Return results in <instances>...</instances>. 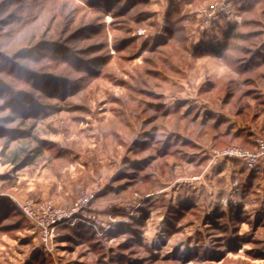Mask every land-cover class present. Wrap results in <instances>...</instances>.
<instances>
[{
	"label": "rangeland",
	"instance_id": "1",
	"mask_svg": "<svg viewBox=\"0 0 264 264\" xmlns=\"http://www.w3.org/2000/svg\"><path fill=\"white\" fill-rule=\"evenodd\" d=\"M214 1L0 0V264H264L263 163L213 158L264 136V0Z\"/></svg>",
	"mask_w": 264,
	"mask_h": 264
},
{
	"label": "built area",
	"instance_id": "2",
	"mask_svg": "<svg viewBox=\"0 0 264 264\" xmlns=\"http://www.w3.org/2000/svg\"><path fill=\"white\" fill-rule=\"evenodd\" d=\"M201 16L204 23L202 29L205 30L216 26V22L221 23L223 21H231L233 17V0H215L212 4L202 10ZM213 158H236L248 169H254L264 163V136H259L255 140V146L252 149L228 147L215 150ZM22 208L24 213L30 219L36 221L37 226L42 229L45 241L53 238L54 230L61 220L63 221L66 218H70V213L68 214L60 211L54 212L50 206L46 205L34 210L32 204L28 202L23 204ZM44 216H47V221H44Z\"/></svg>",
	"mask_w": 264,
	"mask_h": 264
},
{
	"label": "trees",
	"instance_id": "3",
	"mask_svg": "<svg viewBox=\"0 0 264 264\" xmlns=\"http://www.w3.org/2000/svg\"><path fill=\"white\" fill-rule=\"evenodd\" d=\"M232 32H233V26L232 25H230V26H228L227 28H226V30L223 32V36H225V37H230V33L232 34ZM227 42H224L223 44H213V49L215 48V47H218L219 49H223V48H225L226 46H227V44H226ZM209 46V45H208ZM212 49V50H213ZM213 51H215V49L213 50ZM253 146H255V142H254V145ZM25 152V151H24ZM24 155V153L21 155L19 152H13L12 153V159H11V161L12 162H14V163H17L18 162V159L20 158V157H22Z\"/></svg>",
	"mask_w": 264,
	"mask_h": 264
},
{
	"label": "crops",
	"instance_id": "4",
	"mask_svg": "<svg viewBox=\"0 0 264 264\" xmlns=\"http://www.w3.org/2000/svg\"><path fill=\"white\" fill-rule=\"evenodd\" d=\"M226 48H227V46H226L225 48L221 49V50H225ZM241 131H244V129H243V128L238 129V132H237V133H239V132H241ZM245 131H248V129H246ZM250 131H251V132H250ZM250 131H248V133H249V134L251 133V136H249V134H248V136H249V137H253L254 134H255V131H254V129H252V130H250ZM262 131H264V127L262 128ZM252 145H254V142H253ZM259 171H260V172H264V163H263V165L260 166ZM255 175H256V174H253V176H255ZM257 175H258V174H257Z\"/></svg>",
	"mask_w": 264,
	"mask_h": 264
}]
</instances>
